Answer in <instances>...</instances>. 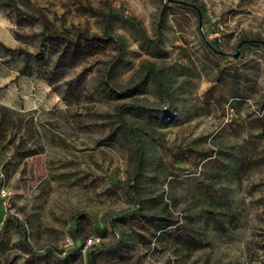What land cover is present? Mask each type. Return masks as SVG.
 <instances>
[{
  "label": "rangeland",
  "instance_id": "374dc122",
  "mask_svg": "<svg viewBox=\"0 0 264 264\" xmlns=\"http://www.w3.org/2000/svg\"><path fill=\"white\" fill-rule=\"evenodd\" d=\"M174 1L202 7L206 24L192 8L163 10L166 0H0V44L10 50L0 49V106L32 125L42 150L17 166L0 150V264H87L90 250L133 226L151 239L152 228L114 221L135 209L129 186L137 201H154L152 216L191 223L202 247L175 249L165 229L156 250L133 238L126 259L103 251L95 264H264V51L255 47L264 0ZM89 10L116 12L144 36L120 19L113 41L81 39L78 31L103 35L102 16ZM205 42L229 58L249 55L233 65L242 84L219 83ZM161 111L165 121L153 115ZM132 133L147 163L138 184ZM240 147L241 166L227 158ZM211 150L220 175L210 162L186 169L185 156Z\"/></svg>",
  "mask_w": 264,
  "mask_h": 264
},
{
  "label": "trees",
  "instance_id": "16d2710c",
  "mask_svg": "<svg viewBox=\"0 0 264 264\" xmlns=\"http://www.w3.org/2000/svg\"><path fill=\"white\" fill-rule=\"evenodd\" d=\"M188 7V8H187ZM169 8H185L187 10H190L192 8L197 16V22H202L203 24H206V14L202 7L198 6H190L184 3L180 2H165L163 4V10L169 9ZM90 11V10H89ZM90 13L93 16H102L103 21V35L102 36H89L87 33L78 31L76 35L85 40H95L98 42H106L109 43L112 40V37L110 35V28L113 25L114 20H120L129 23L141 36H144V33L142 32L141 28L138 26L137 23H135L132 20H129L127 18L121 17L116 12H110L106 15H102V13L96 12V11H90ZM163 25V23H162ZM155 42L159 40L157 36L154 37ZM205 45L208 49L209 55L214 59L215 66L217 65V74H218V81L225 80L226 83L232 82V84H242L244 82V78L241 74V71L236 67L233 66L238 62H241V64H245L246 60L249 59V55H247L244 52H241L240 49L237 51V54L232 56V58H229L226 54L218 51L215 49V47L210 42H205ZM257 49H260L261 51H264V42H258L255 46ZM0 49H3L5 51H10L8 48L0 44ZM119 52L121 51V46H118ZM121 55V54H120ZM121 57H119L118 60L120 61ZM245 61V62H244ZM243 62V63H242ZM27 63V62H26ZM219 64H227L228 66H223L218 68ZM240 64V65H241ZM27 66V65H26ZM30 69V68H29ZM29 69L27 70L26 67H24L20 73L22 75H30L31 72H29ZM235 88L232 86V89L230 88V91L235 92L238 98L242 99L244 98L243 91L239 90L238 87ZM238 86V85H237ZM206 93H209L206 91ZM264 100V97H263ZM147 112V111H145ZM164 112H157L153 115L156 116V118H160V120H164V115H162ZM147 114L150 115L149 112ZM152 115V114H151ZM164 125L166 126L167 123L164 122ZM149 127V125H148ZM134 142L137 146V151L139 153L134 175H133V181L134 183L138 184L139 181L142 180L143 171L145 170V167L147 165L146 161L143 159V155L141 152L142 143L139 137H137L136 134H133ZM136 135V136H135ZM38 140V135L36 130L32 128V125L30 127V123L27 124V122H24L21 115L18 113L9 110L6 107L0 106V150L4 151L5 149H11L12 154L9 158L10 163L14 164L15 166L23 163L27 158H31L33 156L41 154L42 150L38 148L36 145V141ZM33 145V146H31ZM247 149L244 147L238 148L234 155H228L227 158L230 160H233L237 165L241 166L245 163L247 159ZM182 155L185 154V152H180ZM256 154V153H255ZM262 154V155H261ZM261 157H258V159L262 162H264V152L261 153ZM175 156L177 153L174 154ZM256 156V155H255ZM186 159L183 161L186 169H193L198 168L199 166H202L204 163L210 162V166L214 167H221V156H216V152L211 151H204L199 152L195 155H187L185 156ZM16 168V167H15ZM222 169L220 168L219 172H217V175H220ZM0 187H1V180H0ZM136 191V190H135ZM132 189V186L128 187L127 194H129L133 200H135V209L131 211H127L126 213H122L120 215H117L114 218V221L119 222L121 225H137L140 229L143 231H148L151 228L153 231L151 232V239L145 240L143 238L144 236H141V234L134 231V226L129 229L130 233L127 235H118L116 237L115 243L112 244L110 247L104 249V250H90L87 255V264H95V260L97 258V255L103 251H107L109 259L112 260H124L126 259V253H123V250L127 248L129 245H131L130 241L131 239H141V244L146 245V250H156L158 247V241H160L165 235H162L164 233L165 229H171L170 232L167 233V237L163 238L166 239L167 242L169 241V244L173 246L175 249L184 250L186 254H191L197 250H199L202 247L201 239L198 237L197 230L193 225H190L189 223L184 224L183 226H177V223L171 222L167 220L164 217H160L156 214L153 216L152 213H149L150 210L155 209V204L151 203L154 202L151 198L150 199H141L136 200L134 197L135 193L139 195V193L135 192ZM207 190L205 189V192ZM208 195V194H207ZM83 214H78L77 217H74V228L72 229V234L75 235L77 232V224L78 219ZM88 219V217H87ZM165 221V222H163ZM163 222V223H162ZM155 224V226H152ZM217 230L220 229V226L215 224L214 226ZM151 231V230H150ZM19 233L22 236L23 243L26 242V236L24 231L19 230ZM133 234L134 237H131ZM130 235V236H129ZM170 238V239H169ZM143 239V240H142ZM169 239V240H168ZM26 244V243H25ZM81 247V245L79 246ZM81 248H78L76 251H80ZM31 252L32 250L29 249ZM127 250V249H126ZM33 253V252H32ZM60 262H64L65 260H59Z\"/></svg>",
  "mask_w": 264,
  "mask_h": 264
},
{
  "label": "water",
  "instance_id": "95a60500",
  "mask_svg": "<svg viewBox=\"0 0 264 264\" xmlns=\"http://www.w3.org/2000/svg\"><path fill=\"white\" fill-rule=\"evenodd\" d=\"M168 1H169V2H176V1H174V0H166V2H168ZM177 3H178V2H177Z\"/></svg>",
  "mask_w": 264,
  "mask_h": 264
}]
</instances>
